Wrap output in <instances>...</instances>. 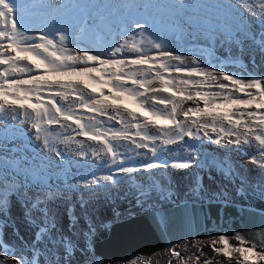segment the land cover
Instances as JSON below:
<instances>
[{
    "label": "snow or ice",
    "instance_id": "6c2138e0",
    "mask_svg": "<svg viewBox=\"0 0 264 264\" xmlns=\"http://www.w3.org/2000/svg\"><path fill=\"white\" fill-rule=\"evenodd\" d=\"M235 196L264 201V0H0V264H152L95 252L138 214L168 264H264L244 207L177 250Z\"/></svg>",
    "mask_w": 264,
    "mask_h": 264
},
{
    "label": "water",
    "instance_id": "95a60500",
    "mask_svg": "<svg viewBox=\"0 0 264 264\" xmlns=\"http://www.w3.org/2000/svg\"><path fill=\"white\" fill-rule=\"evenodd\" d=\"M209 150L215 149L216 147L209 145ZM218 155V154H217ZM251 169V168H249ZM250 175L255 177V171L251 169ZM175 171V170H172ZM215 172V169H213ZM205 183H210L207 180V175H205ZM236 201L241 202L236 205H229L227 209L221 212V206L216 203L209 204L207 201H197L195 197L188 202L189 210H195L193 218H192V231L194 236L189 240L188 244L185 245L184 241H180L177 245V250L182 253V255H187L188 252H194L195 248L192 247V243L194 242L196 237L203 238L208 237L210 234L218 233V232H227L229 229H241L244 228L245 225L240 219V208L244 207L247 210V214H250L256 219L253 221L249 227H252L255 223L259 222V215L264 213V201L259 199H248L245 200L242 196H235ZM173 214L176 213V210L173 209ZM132 223L128 220H121L113 223L110 229H101V233L95 234L93 237L95 252L97 256L104 259H112V258H132L139 256L143 261L145 258H150L152 264L155 261L161 262L163 264H168L170 258V253L164 251V246L167 243L166 239H160V237L156 236L155 230L150 226L146 217L143 214H138L134 216ZM68 221L65 220V225H67ZM83 221L80 222L77 227H81L83 225ZM140 228H142L140 230ZM67 231V227L65 228ZM140 230V231H136ZM116 236H122L123 244L118 246L117 249L110 248ZM154 236L157 238L153 239ZM142 237L141 246L133 245L134 240L136 238ZM235 243L234 240L231 241ZM204 248L206 251H210L207 243H205ZM108 248L109 251L105 252L104 249ZM153 253H157L155 258ZM153 258V260H152ZM169 258V259H168ZM167 260V261H166ZM107 264V261H105Z\"/></svg>",
    "mask_w": 264,
    "mask_h": 264
},
{
    "label": "bare ground",
    "instance_id": "6f19581e",
    "mask_svg": "<svg viewBox=\"0 0 264 264\" xmlns=\"http://www.w3.org/2000/svg\"><path fill=\"white\" fill-rule=\"evenodd\" d=\"M211 146L216 147L215 145H211ZM248 167L251 168V169H253V170H256L258 166H257V165H254V164H249ZM141 229H142V228H140V230H141ZM140 230H136V231H140ZM22 232H24L26 235H29V234H27V231H24V230H23ZM156 236H157V234H156ZM156 236H154L153 239L157 238ZM204 238H206V237H203L202 239H204ZM8 239H9V240L12 239L10 233H9V235H8ZM123 239H124V238H123L122 236H119V237L116 236V238H115V240H114V243H113V245H112L110 248H112V249H117L118 246H120V245L123 244ZM142 240H143L142 237H140V238H136V240H134V242H133V245H135V246H141ZM203 249H204V253H205V256H203L204 258H207V257H214V258L217 259V260H218V259H221L220 257H215V254L211 253L210 251H206L205 248H204V246H203ZM104 251H105V252H108L109 249H108V248H105ZM153 258H155V255H154ZM170 258H171V257H170ZM168 259H169V258H168ZM201 259H203V258L201 257ZM166 261H167V260H166ZM9 264H11V262H9ZM154 264H163V263L155 261Z\"/></svg>",
    "mask_w": 264,
    "mask_h": 264
},
{
    "label": "flooded vegetation",
    "instance_id": "af4514ba",
    "mask_svg": "<svg viewBox=\"0 0 264 264\" xmlns=\"http://www.w3.org/2000/svg\"><path fill=\"white\" fill-rule=\"evenodd\" d=\"M246 201L248 200V199H245ZM86 226H85V224H83V226H81L80 228H85ZM24 231H27L28 232V230L27 229H23ZM101 229H99L98 231H97V233L96 234H98V233H101ZM76 238H78V237H76ZM203 259H204V257H202ZM41 259H43V257H41Z\"/></svg>",
    "mask_w": 264,
    "mask_h": 264
},
{
    "label": "rangeland",
    "instance_id": "374dc122",
    "mask_svg": "<svg viewBox=\"0 0 264 264\" xmlns=\"http://www.w3.org/2000/svg\"><path fill=\"white\" fill-rule=\"evenodd\" d=\"M190 50H193V49H190ZM152 260H153V258H152Z\"/></svg>",
    "mask_w": 264,
    "mask_h": 264
}]
</instances>
